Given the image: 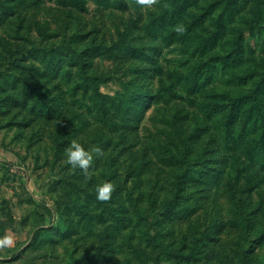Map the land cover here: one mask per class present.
<instances>
[{
	"label": "rangeland",
	"instance_id": "374dc122",
	"mask_svg": "<svg viewBox=\"0 0 264 264\" xmlns=\"http://www.w3.org/2000/svg\"><path fill=\"white\" fill-rule=\"evenodd\" d=\"M263 231L264 0H0V264H264Z\"/></svg>",
	"mask_w": 264,
	"mask_h": 264
},
{
	"label": "clouds",
	"instance_id": "9594fccd",
	"mask_svg": "<svg viewBox=\"0 0 264 264\" xmlns=\"http://www.w3.org/2000/svg\"><path fill=\"white\" fill-rule=\"evenodd\" d=\"M140 5H150L152 0H138ZM65 160L73 169H80L88 174L94 165V160L103 154L99 145H86L79 139H72L64 149ZM114 184L105 181L96 185V198L108 200L112 196ZM15 244V236L11 232L0 234V248H11Z\"/></svg>",
	"mask_w": 264,
	"mask_h": 264
},
{
	"label": "trees",
	"instance_id": "16d2710c",
	"mask_svg": "<svg viewBox=\"0 0 264 264\" xmlns=\"http://www.w3.org/2000/svg\"><path fill=\"white\" fill-rule=\"evenodd\" d=\"M241 43H240V40L239 39H236V41H235V45H234V47H233V49H234V53L233 52H231L230 53V56H229V58L230 57H232V60L234 59V58H239L240 57V54H241V52H242V47H241ZM231 59V58H230ZM241 59V58H240ZM238 60L239 59H237L235 62H238ZM235 103H237V104H234L233 105V108H235V107H238V108H240V111L242 110V109H245L244 107L247 105V104H249V100H248V97L246 96V95H241L239 98H236V100H235ZM232 108V107H231ZM179 185H177V188H176V193H177V190H179ZM175 193V194H176ZM173 201V200H175V197L173 198V199H170V201ZM171 201V202H172ZM219 233L221 232L220 230L218 231ZM263 235H264V231L263 232H260L259 234H258V237L259 238H261V237H263ZM200 239V238H199ZM199 239L197 238L195 241H194V243H193V247L190 249V251L188 252V254H186V255H184L183 257H185L186 259H192V258H194L195 257V259H197L196 257H198L197 255L201 252L199 249L201 248V247H203V245L205 244V243H201L200 245H199ZM262 241V240H261ZM206 245V244H205ZM238 250H239V253H238V251L236 252V255H238V257H239V261H241V262H245V261H247V259H248V256H249V250H246V249H244L243 248V246L241 245L239 248H238ZM199 259V258H198Z\"/></svg>",
	"mask_w": 264,
	"mask_h": 264
}]
</instances>
